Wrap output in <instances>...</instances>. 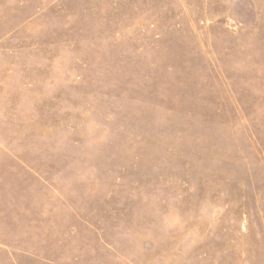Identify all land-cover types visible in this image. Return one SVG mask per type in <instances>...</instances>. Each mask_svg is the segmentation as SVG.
<instances>
[{"label":"rangeland","instance_id":"1","mask_svg":"<svg viewBox=\"0 0 264 264\" xmlns=\"http://www.w3.org/2000/svg\"><path fill=\"white\" fill-rule=\"evenodd\" d=\"M0 264H264V0H0Z\"/></svg>","mask_w":264,"mask_h":264}]
</instances>
